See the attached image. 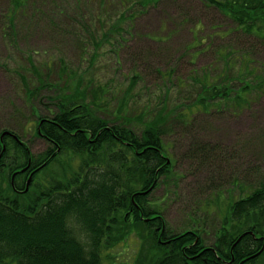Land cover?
Wrapping results in <instances>:
<instances>
[{
  "label": "rangeland",
  "instance_id": "374dc122",
  "mask_svg": "<svg viewBox=\"0 0 264 264\" xmlns=\"http://www.w3.org/2000/svg\"><path fill=\"white\" fill-rule=\"evenodd\" d=\"M142 1L27 0L11 24L6 16L15 7L0 0V133L17 134L33 157L49 151L36 120L57 111L58 96L76 97L94 116L137 134L153 121L172 170L150 202L162 212L163 229L191 231L209 247L231 203L264 184V34L243 32L201 0ZM210 78L224 88L252 78L260 84L239 106L209 96L205 108L192 106ZM70 157H59L61 172L54 164L40 170L38 182L76 169ZM125 224L116 238L132 231ZM152 236L133 230L112 244L104 264H156Z\"/></svg>",
  "mask_w": 264,
  "mask_h": 264
},
{
  "label": "trees",
  "instance_id": "16d2710c",
  "mask_svg": "<svg viewBox=\"0 0 264 264\" xmlns=\"http://www.w3.org/2000/svg\"><path fill=\"white\" fill-rule=\"evenodd\" d=\"M152 1L157 0L142 2ZM201 1L217 7L243 32L264 34V0ZM26 3L10 0L15 9H9L6 17L11 20ZM244 70L250 74L248 62ZM252 80H245L242 87L224 88L210 78L211 85H204L206 94L192 106L205 108L207 96L222 103L234 99L233 106H239L249 88L259 86L260 80ZM61 97L50 118L36 120L35 134L50 143L49 151L31 156L27 145L10 130L20 142L5 137L2 153L0 147V162L5 165L0 164V264H104L112 244L133 230L145 237L153 235L158 242L161 256L156 264H258L264 259V248L254 256L264 241V184L231 203L212 246H204L191 231L171 234L163 229L159 207L149 199L159 179L172 170L160 126L152 121L137 134L129 124L94 116L89 105L76 103V97ZM63 155L74 157L76 169L64 174L54 170L44 184L38 182L37 173L44 169L45 174L50 165L61 172L59 157ZM28 159L29 168L15 174L12 188L11 175ZM43 163L33 173L28 190L17 192L24 189L26 173ZM125 223L132 224V231L124 229L116 238Z\"/></svg>",
  "mask_w": 264,
  "mask_h": 264
},
{
  "label": "water",
  "instance_id": "95a60500",
  "mask_svg": "<svg viewBox=\"0 0 264 264\" xmlns=\"http://www.w3.org/2000/svg\"><path fill=\"white\" fill-rule=\"evenodd\" d=\"M6 134H10V133H8V132H3V133L0 135V139H1L3 136H5ZM10 135H12V134H10ZM12 136L16 139V137H15L14 135H12ZM3 150H4V146L2 147V151H3ZM26 169H27V166H26L25 168H23L22 170H20V172H23V171H25ZM14 175H15V173L12 174V176H11V181H13ZM31 176H32V174H30V175L28 176L27 180H26V184H25V189H24V191H26L27 188H28V185H29V183H30V181H31ZM248 234H249L250 236H252V238H255V236H254V234H253L252 232H248ZM243 235H245V234H242L241 237H242ZM239 240H240V239L238 238L237 241H236V243H237ZM263 248H264V241H263L262 248H261L260 251L257 252L254 256L258 255V254L263 250ZM254 256H252V257H254Z\"/></svg>",
  "mask_w": 264,
  "mask_h": 264
},
{
  "label": "flooded vegetation",
  "instance_id": "af4514ba",
  "mask_svg": "<svg viewBox=\"0 0 264 264\" xmlns=\"http://www.w3.org/2000/svg\"><path fill=\"white\" fill-rule=\"evenodd\" d=\"M3 132V131H2ZM1 132V133H2ZM0 133V134H1ZM5 137H8V138H10V139H13L14 140V138L12 137V136H10V135H5L4 137H2L1 139H0V147L2 146V144H3V139L5 138ZM0 164H3V162L2 163H0ZM29 164V165H28ZM26 165H28V166H30V159L28 160V162H27V164ZM29 167H27V169H28ZM26 169V170H27ZM35 169H37V168H33V169H31L30 171H28L27 173H26V178L30 175V173H32ZM33 175V174H32ZM11 187L13 188V186L11 185ZM17 192H21V191H17Z\"/></svg>",
  "mask_w": 264,
  "mask_h": 264
}]
</instances>
